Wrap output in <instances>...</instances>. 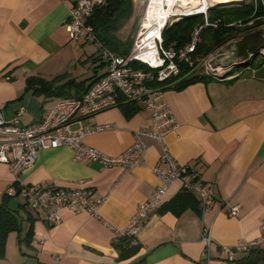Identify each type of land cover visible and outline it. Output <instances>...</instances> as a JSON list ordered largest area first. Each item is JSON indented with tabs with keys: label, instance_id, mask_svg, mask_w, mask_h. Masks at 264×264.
<instances>
[{
	"label": "crops",
	"instance_id": "crops-1",
	"mask_svg": "<svg viewBox=\"0 0 264 264\" xmlns=\"http://www.w3.org/2000/svg\"><path fill=\"white\" fill-rule=\"evenodd\" d=\"M76 1L0 0V103L6 117L23 107L20 123L34 124L57 99L81 94L106 72L97 47L82 38L71 40L66 31L68 9ZM29 76L46 81L56 77L55 93L26 90ZM67 81L71 84L64 85ZM173 84L164 88V95L177 127L165 142L175 160L206 183L213 205L201 211L197 195L185 192L179 181L172 182L162 205L135 238L138 252L118 260L113 241L160 184L152 172L159 146L145 138L147 149L141 162L129 169L79 163L69 146L43 149L34 164L19 174L20 182L82 186L91 199L102 200L99 217L61 209L60 220L49 224L43 212L28 207L24 198L7 195L4 203L14 212L19 231L8 233L0 264H264V246L235 252L234 261L226 260L220 249L262 233L264 64H246L223 80H201L178 89ZM138 107L129 117L121 107H113L72 126L113 124L112 129L86 135L83 143L117 156L132 144L134 131L151 127L149 111ZM13 181L8 165L0 163V203ZM235 203L240 204L239 213L228 216L227 207ZM203 228L214 242L208 255Z\"/></svg>",
	"mask_w": 264,
	"mask_h": 264
},
{
	"label": "built area",
	"instance_id": "built-area-1",
	"mask_svg": "<svg viewBox=\"0 0 264 264\" xmlns=\"http://www.w3.org/2000/svg\"><path fill=\"white\" fill-rule=\"evenodd\" d=\"M256 1L264 11V0H255V6ZM149 2L150 0L147 1L146 6ZM105 4L106 0H77L68 9L65 28L71 40L78 41L82 38L97 47L99 58L106 64V72L96 78L81 94L57 99L43 114L41 120L31 125L20 123V117L24 113L23 107H19L8 118L0 103V163L7 164L14 177L5 194L23 196L28 207L43 212L47 223L58 222L61 209L99 217L98 209L102 200L91 199L84 187L25 185L20 182L19 174L34 164L40 150L60 146H69L74 152V160L79 163H96L104 168L120 166L129 169L141 162L147 149L145 138L152 139L160 148L158 160L152 167V172L159 179L160 184L156 187L152 198L138 206L125 229L120 233V236H130L135 240L149 217L162 205L167 187L176 180L180 182L184 191L197 195L201 211L213 205L214 198L206 183L194 170L178 163L169 152L165 137L177 127V123L165 99L164 88L173 83L171 78L180 75L182 64L189 73H195L194 70L199 66L205 67L204 74H211L218 79L224 78L226 71L214 69L209 64L219 48L207 54V57L204 56L206 57L204 60L195 61L192 58L201 29L205 26L217 25V21L208 20V12L212 7V4L209 5V0H197L196 6L188 5L180 10L171 11L164 16L160 26L156 20H152L153 32L143 26L144 16L134 36L131 49L125 55L104 46L96 37L92 26L86 23L94 9ZM195 15H200L203 22L192 29L189 41L181 47L165 46L162 30L174 21ZM257 20L258 26L263 29L261 31L263 35L264 12L250 19L247 25L253 27ZM233 24L235 22L228 25ZM237 25L246 24L237 21ZM262 37L264 38V35ZM130 102L149 111L151 127L134 131L132 144L117 156L106 155L83 143L86 135L112 129L113 124L72 126L74 122H80L83 118ZM239 210L240 204L235 203L228 206L226 212L228 216H236ZM259 228L262 233L254 240L241 239L231 247L221 245L220 249L225 253V259L234 261L235 252H247L264 246V217L260 219ZM202 241L205 253L208 255L214 242L206 228L202 229Z\"/></svg>",
	"mask_w": 264,
	"mask_h": 264
},
{
	"label": "trees",
	"instance_id": "trees-1",
	"mask_svg": "<svg viewBox=\"0 0 264 264\" xmlns=\"http://www.w3.org/2000/svg\"><path fill=\"white\" fill-rule=\"evenodd\" d=\"M132 9V0H106L105 5L94 9L92 14L87 18L86 23L92 26L96 37L104 46L116 51L119 54L125 55L131 49L132 39L127 36L123 38L120 30H122L126 22L129 20ZM263 12L264 11L260 3L257 2L255 6L253 1L246 4L210 9L208 12V20L209 22L217 21V25L216 27L205 26L201 29L199 41L196 45L192 58L196 59L197 57H204L225 45L227 42L238 37V35L246 29V26H238L236 21L237 19L245 21L249 18L260 16ZM233 20L235 24L228 25L229 23H232ZM202 22L203 19L201 16H188L166 26L162 30V40L164 45L176 47L183 46L189 41L192 29L195 26L202 24ZM258 22L259 21L257 20L256 23ZM252 37H255L256 40L260 39L259 34H254ZM260 40L264 42V39ZM251 63L252 62L249 61L247 65L250 66L252 65ZM139 65L142 66V64ZM244 66H246V64L227 70L224 74V78L220 80L233 75L235 69ZM180 69V75L177 78H171V80L174 81L173 87L176 89L182 88L187 84L196 81L218 79L211 74L189 73L188 69L183 64L180 66ZM236 76H238V74L232 76L231 79ZM56 79L57 78L55 77L50 81H46L35 76H29L25 80V89H31L34 92H42L45 94H54L56 87L54 88L53 81ZM68 84H71V82L67 81L64 83V85ZM79 84L76 83L77 86ZM138 109V105L132 102L121 105V110L126 117L131 116ZM5 197H7L6 194L0 203V257L4 254L5 242L8 233L11 231H19V223L14 212L4 203ZM112 245L117 251L118 260L131 258L139 250V244L130 236H119L115 241H113Z\"/></svg>",
	"mask_w": 264,
	"mask_h": 264
},
{
	"label": "rangeland",
	"instance_id": "rangeland-1",
	"mask_svg": "<svg viewBox=\"0 0 264 264\" xmlns=\"http://www.w3.org/2000/svg\"><path fill=\"white\" fill-rule=\"evenodd\" d=\"M148 0H134L133 2V14H131V19L129 21L126 22L125 26L123 27V30L121 32V36L124 38L125 36H127L128 38L134 39V36L138 30V27L140 25L141 20L143 19V17L145 16V9H146V4H147ZM255 4V0H209V5L212 4V8H222V7H227V6H233V5H239V4H246L249 2H252ZM257 3V1H256ZM175 5V6H174ZM172 7L175 8H179L182 9L184 8V6L180 5L179 2H176L172 5ZM178 10V9H175ZM195 16H200V15H195ZM256 17V16H255ZM253 18V17H252ZM249 18L247 20H242L241 19H237L236 21H240L241 24H246L244 31L238 35V37H236L234 40H231V42H237L238 43V54L241 55L242 58H246L247 60L249 59V53H256V56L250 60V62H252V65H262L264 64V58H263V54H264V42H262V40L260 39H264L262 36L264 35H260L262 34L261 31L263 30L262 28H260L258 26L257 23H254L253 27H251L250 25H247V22L252 19ZM176 22V21H174ZM173 22V23H174ZM234 22V20H233ZM172 24V23H170ZM168 24V25H170ZM256 35V33H258L260 35V41L256 40L255 37H253V39L248 38V35H252L254 34ZM263 43V44H262ZM208 56V55H207ZM206 56V57H207ZM206 57H197L195 59V61H199L204 60ZM205 71V67H197V69L194 70L195 73H204ZM23 199V196H20Z\"/></svg>",
	"mask_w": 264,
	"mask_h": 264
},
{
	"label": "bare ground",
	"instance_id": "bare-ground-1",
	"mask_svg": "<svg viewBox=\"0 0 264 264\" xmlns=\"http://www.w3.org/2000/svg\"><path fill=\"white\" fill-rule=\"evenodd\" d=\"M176 2H179L180 5H183L184 7H187L188 5L193 7L197 4V0H150L149 4L146 6L145 9V18L143 19V26L148 28V30H152L153 32L154 25L152 23V20H156L158 25L160 26L166 14L170 13L171 11H176L175 9L180 10L179 8L174 9V7H172V5ZM155 25L157 26V24Z\"/></svg>",
	"mask_w": 264,
	"mask_h": 264
},
{
	"label": "water",
	"instance_id": "water-1",
	"mask_svg": "<svg viewBox=\"0 0 264 264\" xmlns=\"http://www.w3.org/2000/svg\"><path fill=\"white\" fill-rule=\"evenodd\" d=\"M238 43L237 42H230L222 47H220L213 57L210 59L209 64L212 68L222 69V70H229L233 67H238L244 64H247L251 59L256 56V53H249V59L242 58L241 55L238 54Z\"/></svg>",
	"mask_w": 264,
	"mask_h": 264
}]
</instances>
